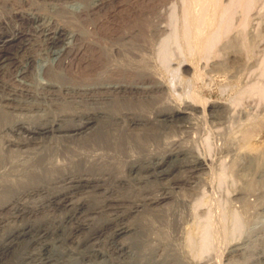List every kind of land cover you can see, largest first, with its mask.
<instances>
[{"label": "bare ground", "instance_id": "1", "mask_svg": "<svg viewBox=\"0 0 264 264\" xmlns=\"http://www.w3.org/2000/svg\"><path fill=\"white\" fill-rule=\"evenodd\" d=\"M105 1L75 14L54 3V14L76 21L77 33L53 15L28 13L39 41L29 38L8 55L3 48L16 36L0 31V64L14 68L0 74V264H201L209 252L222 264L234 228L220 205L212 208L217 198L194 192L158 212L145 207L167 198L150 187L168 181L171 163L189 173L207 165L205 155L187 162L181 149L169 150L178 140L168 141V130L228 109L200 94L196 60L209 58L229 33L236 6L245 26L253 0H173L166 17L156 10L143 28L115 34L106 19L85 22ZM173 45L192 66L171 65ZM251 85L242 89L264 95ZM82 188L91 196L72 201ZM127 210L138 224L125 223ZM101 219L112 225L105 236L107 228L95 229Z\"/></svg>", "mask_w": 264, "mask_h": 264}, {"label": "rangeland", "instance_id": "2", "mask_svg": "<svg viewBox=\"0 0 264 264\" xmlns=\"http://www.w3.org/2000/svg\"><path fill=\"white\" fill-rule=\"evenodd\" d=\"M92 1L0 0V19L5 18L7 23V26L0 27V31L6 36L9 34H15L16 36L15 39L7 43L1 54L13 53L16 46L29 38L33 41H39L36 35L38 33L35 34L33 31L35 24L26 16L28 13L38 12L39 14L43 13V15H53V19L58 24L65 23L71 31L77 33L76 21L73 19L72 23L63 21L59 14H54V6L57 4L56 6H61L64 9L63 11L66 10L70 14H75L81 5L85 4L87 6ZM172 1L106 0V4L97 14H94L93 17L92 14L85 17V22L91 23L95 18L106 19L113 23L112 31H114V34L120 33L119 31L126 28L134 29L135 26L143 28L147 21L149 22V18L153 17L152 13L154 14L156 10H161L163 17H166L167 8ZM222 2L227 4L228 0H222ZM239 8V6H236L232 10L234 19L231 32L229 31L218 41L213 50L214 52L209 55V58L196 60L200 61L203 74L202 80L195 84L200 90V94L209 104L222 103L228 105L229 110L227 109V112L220 111L211 119L207 115H198L196 119L191 120L187 127H173V129L170 127L168 130V137L171 136L168 141L171 139L178 140L175 144L167 145L169 150L181 149L185 154L183 158L187 162L197 153L205 155V158L209 159L207 165H203L198 170L189 173L185 167H180L178 161H174L175 164L171 163L172 171L168 181H160L150 187L158 189L160 194H166L167 198L157 204L158 206H147L145 209L150 210V212H158V210L174 202L173 197L175 195L184 196L189 193L194 194V192L198 195L203 192L201 195H204V200L212 197L214 200H211L213 201L209 199L211 203L217 198L212 204V208L214 205H216L214 208L220 205L221 214L225 220L224 223L229 231L234 228L233 233L230 231L228 245L227 243L225 245L227 247L224 251L222 264H264V95L259 97L256 90H253V92L246 91L248 87L252 86L251 84H255L260 89L263 86L264 91V0H253L252 7L247 15L250 19L247 17L245 26L239 24L241 22L240 18L242 20L244 18L241 14L242 9ZM13 12L15 13L12 14ZM144 22L146 24L142 25ZM170 48V54L173 58L171 65L173 67L180 64V62L192 66V62L186 60L187 58L185 59V54L183 58L181 57L182 54H178L174 45ZM35 66L39 75V61ZM5 68H8V66L0 64V74H4V72L6 74V72L14 69L10 67L6 71ZM190 77L191 72L189 71L185 78ZM246 93L247 95H245ZM240 96L238 102L237 99ZM203 121L205 123H202ZM247 134H250L248 137L250 141L247 140L250 146H247V142L242 145L243 138ZM180 145L184 147L181 148ZM9 148L15 150L13 145ZM23 149L25 147L20 148L21 151H25ZM206 149L209 153L207 151V153H204ZM87 191L82 188L74 192L72 201L79 202L91 196ZM131 196L128 195L127 198H131ZM94 204V202H90V205L94 206ZM128 206L126 204L124 208L126 209ZM204 207V205L199 207L197 209L198 213L202 209L204 210ZM124 217L125 223L138 224V216L129 212V210L124 213ZM183 217L187 218L189 215L186 216L184 213ZM230 218L232 219L230 220ZM107 222V220L101 219L96 224V230L99 229L100 231V229L107 228L101 230V235L104 234L105 236L111 232L109 228L111 229L112 225L108 226ZM232 244L234 245L233 253L230 250ZM209 253L206 256L203 255L201 264H214L212 252Z\"/></svg>", "mask_w": 264, "mask_h": 264}]
</instances>
